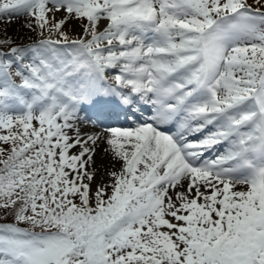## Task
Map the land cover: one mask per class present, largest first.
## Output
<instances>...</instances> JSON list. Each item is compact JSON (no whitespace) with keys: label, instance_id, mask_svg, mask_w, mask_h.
Masks as SVG:
<instances>
[{"label":"snow or ice","instance_id":"1","mask_svg":"<svg viewBox=\"0 0 264 264\" xmlns=\"http://www.w3.org/2000/svg\"><path fill=\"white\" fill-rule=\"evenodd\" d=\"M0 264H264V0H0Z\"/></svg>","mask_w":264,"mask_h":264},{"label":"rangeland","instance_id":"2","mask_svg":"<svg viewBox=\"0 0 264 264\" xmlns=\"http://www.w3.org/2000/svg\"><path fill=\"white\" fill-rule=\"evenodd\" d=\"M23 21L15 22L11 26H9V32L12 35H16L18 32L23 34V30L21 29V24Z\"/></svg>","mask_w":264,"mask_h":264}]
</instances>
